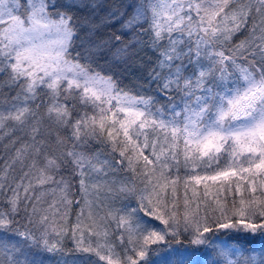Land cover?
Here are the masks:
<instances>
[{
	"label": "snow or ice",
	"instance_id": "snow-or-ice-1",
	"mask_svg": "<svg viewBox=\"0 0 264 264\" xmlns=\"http://www.w3.org/2000/svg\"><path fill=\"white\" fill-rule=\"evenodd\" d=\"M0 264H264V0H0Z\"/></svg>",
	"mask_w": 264,
	"mask_h": 264
},
{
	"label": "trees",
	"instance_id": "trees-1",
	"mask_svg": "<svg viewBox=\"0 0 264 264\" xmlns=\"http://www.w3.org/2000/svg\"><path fill=\"white\" fill-rule=\"evenodd\" d=\"M74 218V217H73Z\"/></svg>",
	"mask_w": 264,
	"mask_h": 264
}]
</instances>
